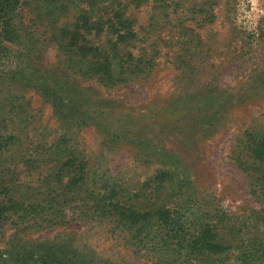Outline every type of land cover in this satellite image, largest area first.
Returning <instances> with one entry per match:
<instances>
[{"label": "rangeland", "instance_id": "obj_1", "mask_svg": "<svg viewBox=\"0 0 264 264\" xmlns=\"http://www.w3.org/2000/svg\"><path fill=\"white\" fill-rule=\"evenodd\" d=\"M73 1L57 27L75 18L79 8L86 9L88 0ZM130 1L96 0L95 10L104 20L116 10L134 20L137 42L128 49L152 61L144 65L149 72L112 89L88 80L78 84L88 109L108 102L115 117L138 131L141 144L169 151L171 157L146 156L140 146L110 147L97 126L78 127L55 113L40 92V70L57 73L61 80L62 66L56 48L45 42L46 18L35 16L40 2L22 0L13 21L20 39L5 42L9 49L3 67L16 73L6 83L9 90L0 82V138L10 135L15 141L6 145L0 171L10 170L15 183L25 185L27 150L38 141L66 135L102 172L124 181L143 182L162 161H178L189 169L195 193L214 194L224 210L249 216L259 205L230 154L245 132L264 133V0ZM12 233L0 236V250ZM60 238L117 264H143L128 259L104 228L89 223L72 222L23 239Z\"/></svg>", "mask_w": 264, "mask_h": 264}, {"label": "trees", "instance_id": "obj_2", "mask_svg": "<svg viewBox=\"0 0 264 264\" xmlns=\"http://www.w3.org/2000/svg\"><path fill=\"white\" fill-rule=\"evenodd\" d=\"M38 1L35 16L46 18L45 42L56 48L62 66L61 80L57 73L40 70V92L55 113L78 127L97 126L110 147L140 146L146 156L170 158L169 151L141 144L138 131L115 117L108 102L88 109L78 84L88 80L112 89L149 72L144 65L152 61L128 49L137 42L134 20L122 10L104 20L95 10L96 0H88L86 9L79 8L75 18L57 27L74 1ZM21 4L0 0V82L6 87L16 72L3 67L9 49L5 42L20 39L13 21ZM9 141L15 137L0 138V157L7 154ZM230 160L248 179L249 194L259 205L249 216L224 210L214 194L195 193L189 169L178 161H162L161 168L134 183L102 172L66 135L38 141L24 155L25 185L15 183L10 170L0 171V236L13 232L0 250V264H117L77 248L72 239H23L72 222L104 228L128 259L143 264H264V133L245 132L235 141Z\"/></svg>", "mask_w": 264, "mask_h": 264}]
</instances>
